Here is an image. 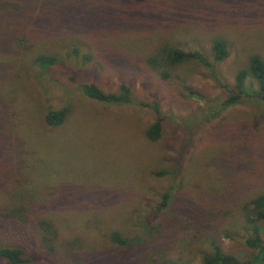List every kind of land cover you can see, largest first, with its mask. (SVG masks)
I'll list each match as a JSON object with an SVG mask.
<instances>
[{"label": "rangeland", "instance_id": "obj_1", "mask_svg": "<svg viewBox=\"0 0 264 264\" xmlns=\"http://www.w3.org/2000/svg\"><path fill=\"white\" fill-rule=\"evenodd\" d=\"M214 39L228 50L215 77L231 86L250 55L264 62V0H0V247H21L24 264H143L150 244L108 235L141 238L150 224L175 264H200L211 240L246 258L239 207L264 195V104L242 97L222 109L204 67L163 66L162 79L145 64L164 45L211 62ZM37 55L57 63L41 69ZM86 83L124 84L133 101H92ZM62 107L64 121L48 126L46 112ZM154 107L161 133L150 142Z\"/></svg>", "mask_w": 264, "mask_h": 264}, {"label": "trees", "instance_id": "obj_2", "mask_svg": "<svg viewBox=\"0 0 264 264\" xmlns=\"http://www.w3.org/2000/svg\"><path fill=\"white\" fill-rule=\"evenodd\" d=\"M26 33L17 35L16 40L19 43L25 42ZM211 62L199 51H181L164 45L155 56H149L145 59V64L148 68L157 73L162 79L169 77V72L163 71L162 67H174L183 63L194 62L204 67L210 76L217 82V86L222 89L226 98L221 103L222 109L234 106L242 97L256 98L264 104V62L257 55H250L244 68L238 70L233 76V83L231 86L223 84L215 77V66L217 63L223 61L228 56V50L225 41L221 39H214L210 46ZM33 62L41 69L48 68L57 63L54 56L37 55L33 58ZM247 79L254 82L256 90L253 92L245 91V83ZM81 93L88 99L110 105H125L132 103L129 88L121 84L118 91L115 93L105 92L98 88L93 83L82 84L79 87ZM156 117L152 124H150L144 132L146 140L154 142L160 137L161 133V118L158 115V110L154 107ZM68 114V110L62 107L58 110L47 111L44 115V122L48 126L60 125ZM174 174V172H171ZM158 176H162L163 172H159ZM169 194L166 192L161 195L160 202L156 205L154 212H160L167 207ZM239 212L243 218L242 226L246 227L250 236L244 240V245L249 249L250 254L244 259H238L231 254L223 253L220 246L215 240L209 241V247L206 252L199 253L200 264H264V239L261 233L264 231V195L258 194L249 201L239 207ZM19 214L15 215L18 217ZM2 216V215H1ZM210 216V215H209ZM5 217V216H3ZM45 231L53 236V230L50 228L48 222H44ZM146 231L143 237L127 239L121 236L118 232H110L108 241L120 247L144 248L150 244L149 253L142 256L140 259L143 264H175L176 260L170 258L168 249L165 246L159 245V234L161 233V225L147 224ZM198 235L201 231L197 232ZM202 235H200L201 237ZM225 238L231 236L224 232ZM23 249L19 246L0 247V260L7 264H24L27 262L23 258ZM104 261V260H103ZM179 262V260H177ZM107 264V263H106Z\"/></svg>", "mask_w": 264, "mask_h": 264}]
</instances>
